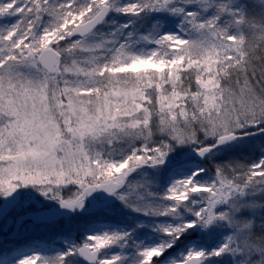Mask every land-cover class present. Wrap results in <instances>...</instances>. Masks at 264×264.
Masks as SVG:
<instances>
[{"label":"rangeland","instance_id":"obj_1","mask_svg":"<svg viewBox=\"0 0 264 264\" xmlns=\"http://www.w3.org/2000/svg\"><path fill=\"white\" fill-rule=\"evenodd\" d=\"M122 1L115 0L117 7L122 6L121 3L125 2ZM212 1L208 0L209 3H212ZM234 1L236 0H230L231 4ZM241 1L239 11L246 19L242 23H236V26L240 27L242 25V27H246L250 35L252 33L256 35L261 33L264 35V0ZM88 2L89 0H79L77 6L84 5ZM133 2H136V0L129 1V3ZM170 7H180L187 12L196 11L205 17L206 15H213L216 11L213 10L212 13L200 12V9H205V0H192L191 3L187 2V0H172ZM115 11H117L116 8H113L112 13ZM118 12L120 15L122 14V11H117L115 15L117 17ZM166 12L173 14L175 18L173 26L170 27L171 29L165 32L173 34L172 40L168 44L157 45L155 39L165 33L152 34L154 39L153 45L147 53L140 56L136 55V57H140L141 59H130L128 61L122 57L121 52H117L118 59H116L115 64L118 62V67L115 65L109 67L108 62H99L102 65L96 67L98 63L96 60L106 53V46L110 42L115 41V38L107 39L104 37L106 32L112 29L113 23L109 22H106L87 38L88 44L92 46L91 48L86 50L77 49L75 55L68 54L65 56V63L68 65H72L73 60H75L81 67L87 66L88 74L85 72L78 74L70 72L61 80V87L64 86V80L75 81V84H70L69 87H74L76 90L73 93L71 104H69L67 95L62 98L60 105L54 112L50 128L45 133L57 141L55 145L57 170L61 166H71L73 170H76L89 160L94 165L96 163L97 153H101L104 159H120L133 148H140L146 142V133L139 134L140 129H134L131 125L134 121L142 122L145 111L152 114V127L154 130L159 126V121L156 117H158L162 110L167 111L171 109L180 116L181 120H184L183 113L185 112H187L189 118H193V113H198L202 117H207L208 115L216 117L226 113L227 115H224L223 120L216 121L217 126L222 131L225 126H231L229 118L231 121L242 119L243 112L252 110L253 105L258 106L259 101L255 98L259 96L261 91V85L258 83L260 76L258 74L251 76L247 86L241 79L237 78L234 81H214L206 79L207 86L204 87L201 85L199 89L196 88L195 95L181 94L177 90L171 80L175 78V68L174 66H170V72L168 74L166 68L170 64L169 61L173 65L174 63H182L190 57L189 54L185 57V48L188 47L190 41L198 38L201 40L200 32L193 30L191 24L186 23L184 12H174L169 8L159 10L149 8L142 12L134 13L133 17L138 16L139 20L145 21L152 16L166 14ZM224 14H226L225 17L227 18L230 15L228 12ZM44 23L45 21L42 20L38 27L42 29L44 26H47ZM220 24L221 26L230 27V23L227 20L220 22ZM215 39V37H211L205 43H211ZM228 39L235 40L231 36ZM63 41L60 40L58 42L60 47L65 46L60 44ZM125 43L126 39L121 42L122 46ZM96 44H101L102 46L99 48L94 47ZM0 46L5 51L11 47L10 44L7 46V43L2 42H0ZM119 46L118 48H122V46ZM201 53H203L202 56H207V59H203V62L207 63L212 61L210 58L211 52L208 51L207 44H205V48ZM154 56L159 58H154ZM215 60L217 59L215 58ZM186 64H189L188 60ZM18 71L27 74L30 69L28 66L21 64ZM31 71L35 72V69ZM138 71L154 72L157 74L159 80L162 79L164 81L165 79V81H171L172 86L156 87L150 84L144 88L142 85L146 84V82L137 79L140 82L134 81L132 83V81H129L127 83L121 79L120 74L111 77L112 81L106 79V73L108 76L112 72L117 74V72L137 73ZM92 72L95 75H91ZM201 80L203 79L201 78ZM98 81L100 82L98 83ZM107 83H112L109 87L110 91L108 92V99L110 100L106 101V92H103V97H101L102 95H97L99 96V100L100 97L103 98L101 100L102 102L97 101V105L91 106L84 102L86 101L83 98L84 96L88 97L93 90L105 89ZM198 84L200 83H197L195 87ZM252 87L255 88V94L250 96L248 93ZM220 89H223V91ZM173 93H177V95H173ZM45 95L46 99L43 101L29 99L26 102L27 109L31 111L34 105H39L42 110L51 111L55 104L53 93L46 92ZM9 99H14V97H0V100H2V103H0V129L8 125L10 121L15 120V116L4 110L3 107L9 102ZM189 100H191L190 108L187 105ZM19 103L25 104V101L21 100ZM200 108H204L205 112L201 113ZM89 127H92L94 131H87ZM78 128L85 131L83 137L79 133L73 135V132ZM253 129L249 128L246 130L247 133H251L250 135H245L238 140L223 145L220 149L211 152L204 160L201 161L195 157H190L180 167L173 166L171 163L181 158L184 151L190 148H196L199 145L194 142L185 144L172 142L173 147L168 151L162 164L140 167L129 176V182L131 183L138 181L144 182L146 184V190H141L139 194L134 193L128 198V202L120 199L116 193L108 199H101L98 196L93 197L92 200H96L99 203L100 211L93 214V224L86 225L77 233L64 234L60 229L70 222L78 221V218L81 217L79 213L71 214L50 223L25 220L15 239L0 240V242L5 241L4 243H0V264H17V261L22 256L31 254L32 252H40L52 258L60 252L67 251L72 246L82 244L90 234L105 231L128 233L127 237L108 246L100 253L102 256L120 254V264H138L141 259L140 251L142 248L160 244H171V247H167L162 256L154 257L153 264H173V261L183 259L189 250L204 249L206 253L211 252L213 249L224 244L226 238L236 232V228L226 220H217L207 227L198 223L191 228H187L178 238L165 233L163 227L176 226L187 220L195 219L194 211H189V208H198L202 196L199 193H195L189 201L184 202L178 207L175 214L171 212L164 214L161 210L162 207L174 203L167 199L164 194L175 180L191 175L197 168L204 169L199 174V179L211 180L214 178L213 173H215L217 164L233 161L251 164L261 157H264V134H253ZM57 132H59V135ZM147 138L149 147L154 146V144L162 140L169 139L166 134L160 133L159 131H154L153 136ZM200 139L202 142L214 143L213 138H207L203 135H201ZM29 143H35V141H29ZM77 145H82L83 150L78 151ZM6 147L7 149H12V151L6 150L0 154V166L6 164L15 155L16 145L12 142L11 138ZM66 148L68 150L67 153L65 151ZM247 157L248 159L245 160ZM205 161H208L213 166L214 169H211L214 170L213 173L204 168L202 162ZM78 189L79 186L75 183L59 186V190L65 198L73 196ZM16 190L22 192V198L4 220L0 222V226H4V230L8 229L3 235L9 234L12 231H10V227L14 225L19 216L17 212L21 208L31 207V204L35 203L41 206H43L42 204H46V206L38 210L29 211L38 212L53 206H59L60 203V200L54 198L51 194L45 195L40 191L38 186L21 184ZM122 190H127V185ZM3 196L4 194L0 193V204ZM193 200L197 201V203L193 204ZM133 204H136V207H133ZM237 204L239 207L235 209L236 218L245 224L247 223L246 221H252L250 226L241 230L240 238L244 239L247 237L249 240H257L258 237L255 234L262 231L261 223L264 222V193L250 191L237 201ZM230 208L231 205L228 203L218 206V210H228ZM36 224H48L50 225L49 227L52 226L51 228L54 231L50 233L56 232L57 236L54 239H38L32 231ZM44 229H47V227L45 226ZM203 235H208L209 237L205 242L201 240ZM180 238H183L181 244H179ZM20 239H23L21 243L18 242ZM70 256L74 264L77 261L81 262L80 264H86L84 261L82 263L78 252L72 253L67 257ZM253 259H262L261 254L254 252ZM244 260L245 257L243 254H233L232 252L226 251L220 256L205 255L202 258V264H238V262Z\"/></svg>","mask_w":264,"mask_h":264},{"label":"snow or ice","instance_id":"obj_2","mask_svg":"<svg viewBox=\"0 0 264 264\" xmlns=\"http://www.w3.org/2000/svg\"><path fill=\"white\" fill-rule=\"evenodd\" d=\"M171 2L172 0H136V2L117 7L115 0H89L88 3L79 6L76 0H63L62 3H57L55 0H0V21H5L0 24V41H6L11 45L6 51L0 48V97H14L9 99L3 107L15 116V120L0 129V154L6 150L12 151L6 147L10 138L16 145L15 155L6 164L0 166V193L7 196L15 192L21 184L34 185L38 186L45 195L51 194L54 198H58L61 204L73 208L82 207L84 198L89 192L103 188L110 193H116L120 199L128 202L131 195L146 190L144 182H129V175L141 166L162 164L168 151L173 147L172 142L177 144L194 142L199 145L196 147L199 155L205 156L218 145L231 142L238 136L247 135L246 130L249 128H255L264 134V53H262L258 58L259 65L251 66L253 72L256 67H259L258 83L261 85V91L259 96L255 97L259 104L253 105L252 110L243 112L242 119L231 121L229 118L231 126H225L222 131L217 126L216 121L223 120L226 113L216 117L211 115L202 117L198 113H193V118H189L185 112L184 120H181L176 112L169 109L162 110L156 117L159 126L154 130L152 114L145 111L143 121H134L131 125L134 129H140L139 134L146 133V142L140 148H133L120 159H104L101 153H97L94 165L89 160L76 170H73L71 166H61L57 170L55 156L57 141L45 133L50 128L54 112L62 98L67 95L71 104L76 90L74 87H69L70 84L74 85L75 81L64 80V86L61 87V80L70 72L88 74L87 66L81 67L75 60L72 65H68L65 63V56L75 55L77 49L91 48L87 36L93 33L96 25L104 21L113 8L125 13H138L149 8L153 10L169 8L174 12H184L185 21L191 24L193 30L200 31L206 40L211 37L216 38L215 41L207 44L208 51L214 53V48L220 47L225 56L227 51L233 49V43L228 39L229 36L233 37L238 41L235 45L237 49L235 59L239 62V67L233 66L229 69L221 64L222 71L218 79L231 81L233 80L232 72L235 71L237 77L244 73L246 77L244 84L248 85V62L240 61L244 36L240 34L237 37L220 24V18L225 12L236 18L237 23L244 22L246 17L239 10L230 9L223 3L216 4L215 13L205 17L196 11L187 12L180 7H170ZM187 2L191 3L192 0ZM211 6L212 4L205 0V9ZM45 13L52 19L41 29L38 25L41 24ZM12 17L15 19H11ZM131 35L132 33H129V36ZM221 37L224 39L221 40ZM172 38L173 34L165 33L155 39V43L168 44ZM65 39L68 43L60 47L58 42ZM101 46L96 44L94 47ZM204 48L205 41L197 39L189 42L186 51L191 54L194 50L203 51ZM154 58L159 57L154 56ZM132 59L141 58L132 57ZM202 59H207V56H202ZM227 63L231 64V61ZM21 64L28 66L29 73L18 71ZM96 67H100L99 62ZM32 69H35V72H32ZM91 75L95 73L92 72ZM195 75L199 76L200 72H195ZM201 85L206 87L207 81L200 80L197 88L199 89ZM220 90L223 91V89ZM46 92L53 93L55 104L52 110H42L39 105H34L29 111L26 102L29 99L43 101L46 99ZM248 94L253 96L255 88H250ZM21 100L25 101V104H20ZM200 112H205V109L200 108ZM87 131L92 132L94 129L89 127ZM154 131L166 134L169 139L149 147L147 137H152ZM76 133H79L81 137L85 135V131L79 128L73 132V135ZM57 134L59 135V132ZM201 135L213 138L214 143L202 142ZM29 141H35V143L30 144ZM77 150L82 151L83 146L77 145ZM65 151L67 153V148ZM203 171V168H197L191 175L175 180L167 189L164 195L174 203L162 207L164 214L169 212L175 214L178 207L189 201L195 193H199L202 200L198 208H189V211H194L195 219L176 226L163 227V231L178 238L185 229L198 223L207 227L217 220H226L236 228V232L229 235L224 244L211 252L206 253L204 249L189 250L183 259L175 260L173 264H201L205 255L220 256L226 251L243 254L245 260L238 264H264V242L249 240L247 237L240 238L241 230L250 226L252 221H246L245 224L235 216V209L239 207L237 201L243 196L250 191L264 193V157L251 164L240 161L217 164L214 178L211 180L199 179V174ZM70 183H75L79 189L73 196L65 198L59 186ZM125 185L127 190H122ZM192 203L195 204L197 201L193 200ZM225 203L230 204L231 208L218 210V206ZM132 206L136 207V204ZM127 236L126 232L93 233L82 244L72 246L55 257L50 258L40 252H32L22 256L17 264H65V258L77 252L93 264H120V254L102 256L100 253ZM167 247H171V244L142 248L138 264H153V258L162 256ZM254 252H259L262 259H253Z\"/></svg>","mask_w":264,"mask_h":264},{"label":"trees","instance_id":"obj_3","mask_svg":"<svg viewBox=\"0 0 264 264\" xmlns=\"http://www.w3.org/2000/svg\"><path fill=\"white\" fill-rule=\"evenodd\" d=\"M61 1L63 0H55V2L57 3H61ZM125 1L124 3H121V5H125L127 3H129V1L132 0H123ZM122 1V2H123ZM79 3V0H76V4ZM223 3L224 5H226L228 8H232L233 10H239L240 5L242 3L241 0H236L234 1V3L231 4L230 0H213L212 1V6L210 7V9H200V12H205V13H212L213 10H216V4H220ZM119 13V12H118ZM125 13V12H124ZM117 14V11L113 12L111 17L109 18V20L107 22L109 23H113L112 29L109 30L108 32H106L105 34V38H115V41H112L109 43V45L106 46V53H104L101 58L97 59L96 62H108L109 67H113L115 66H119L118 62L115 64V61L117 58V52H121L122 53V57L125 58V60H130L132 59V57H136L140 56V55H145L147 53V51L149 50V48L153 45V37L152 34H163L165 32H167L168 30H170L175 22V18L173 16V14H169L168 12H166V14H160L158 16H152L150 18H148L147 20L143 21V20H139L138 16L133 17L134 13L132 12H128L125 13L123 15H120V13L118 14V17L115 16ZM44 15V25L48 24V22L52 19L51 16H49L48 14H43ZM226 14H222L221 18H220V22H223L225 20H227L230 23V27H227V30L229 33L232 34H236V36L238 37L240 34H243L244 36V41H243V47L240 50L241 51V56H240V61H247L248 62V74H247V80L249 81L251 76L253 74H258L259 73V67H256L255 72H253L252 69V65H259V56L264 53V35L263 34H258L256 35L255 33H252V35H250L247 30L246 27H242V25L236 26V18H234L231 14L229 15V17H225ZM207 16V15H206ZM209 16V15H208ZM115 17H117V19H115ZM11 19H15V17H12ZM5 23V21H0V24ZM133 35L131 37L128 36L129 33H132ZM200 32V31H198ZM197 36V35H196ZM195 36V37H196ZM200 36H201V40L202 41H207L205 40V36L200 32ZM148 37V38H146ZM126 39V43L124 44V46H122L121 42H123V40ZM199 39V38H198ZM224 38L221 37V40H223ZM197 40V39H195ZM200 40V39H199ZM232 41V40H230ZM2 43H7L5 41H0ZM238 41L237 40H233V49L231 51H227L226 56L223 54V50L220 47H215L214 49V53L211 52V59L212 61L209 62H203L202 59V55L203 53H201V51H196V52H192L191 54H189L186 49L188 47L185 48L184 54L185 57L186 55H190V57H188L187 59H185L181 64L180 63H174L172 65L171 61H169V66L166 68V72L167 74L170 72V66H174V73H175V78L171 79L173 82V85L177 88V90L183 94L186 93V95H195L196 91H197V87H195V85L197 83H200L201 78L203 80L206 79H210V80H214V81H222L223 79H218V75L219 73L222 71V69L220 68L221 64H224L226 67H228L229 69H231L233 66L239 67V62L235 59L236 53H237V49L235 47L236 43ZM68 43V40L65 39L63 42H60L61 45H65ZM219 43V42H217ZM119 44H121L120 46H122V48H118ZM205 44H209V43H205ZM8 46V43H7ZM119 46V47H120ZM108 47V48H107ZM1 48V46H0ZM215 58L217 60H215ZM187 60L189 61V64H186ZM215 60V61H214ZM231 61V64H228L227 62ZM99 63V64H100ZM205 63V64H204ZM102 65V64H101ZM100 65V66H101ZM202 70V71H201ZM195 72H200L199 76L195 75ZM120 74V77L123 81H126L127 83H129V81H132V83L134 81H139L137 79H140L143 82H146V84H143L142 86L145 88L147 86L151 85H155L156 87H161V86H172V82L168 81L164 79V81L161 79L159 80L158 76L156 73L154 72H150V71H138L137 73H133V72H117V74L115 73H111L110 75L107 76L106 73V79H110L111 77H114L116 75ZM258 76V75H257ZM232 77L233 80H237V79H241L243 82L245 81L246 77L244 75V73H241L239 75V77H237L236 72L233 71L232 72ZM235 77V78H234ZM166 78V76H165ZM168 78V76H167ZM237 78V79H236ZM112 81V80H111ZM140 82V81H139ZM113 83V82H112ZM112 83L110 84H106V88L105 89H98V90H93L91 92V94L87 97L84 96L83 98L86 100L84 101L86 104H90L91 106H95L97 105V101L99 100V96L97 95H102L101 97H103V92H106V101L110 100L108 99L109 97V91H110V86L112 85ZM170 88V87H169ZM100 97L101 101L103 98ZM102 102V101H101ZM188 107L190 108L191 106V100L188 101ZM129 153V152H128ZM127 153V154H128ZM257 155V153H256ZM248 157L245 159L247 160ZM202 165L204 166V168L209 171V172H214L213 166H211L209 164L208 161L202 162ZM214 174V173H213ZM38 205L37 203L35 204H31V207L28 208H21L19 212H17V215H22L25 214L29 211H35L38 210L41 207L46 206V204H42ZM16 215V216H17ZM81 217L78 218V221L76 222H70L69 224H67L66 226L64 225L60 230L64 233V234H72L73 232H79L80 230L83 229V227H85L88 224H93L94 222V215L93 214H87V215H80ZM98 216V215H97ZM47 227V229H44V227ZM50 225L48 224H36L34 225L33 228V234H35V236L38 239H54V237L57 236L56 232L55 233H50L52 231H54V229H52L51 227H49ZM13 225L10 227V231L12 230ZM54 228V227H53ZM4 226H0V235H3V233H5L7 230H4ZM48 230V231H47ZM47 231V232H44ZM264 235V229H262L261 232H257L255 234L256 237H260ZM208 235H203L201 240L202 241H207L208 240ZM20 239L18 242L21 243ZM183 241V238L179 239V244H181ZM0 242V243H4ZM25 245V244H24ZM1 251V250H0ZM81 262L77 261L76 264H80ZM83 263V260H82ZM65 264H74L73 260H71V256L70 257H66L65 258Z\"/></svg>","mask_w":264,"mask_h":264},{"label":"water","instance_id":"obj_4","mask_svg":"<svg viewBox=\"0 0 264 264\" xmlns=\"http://www.w3.org/2000/svg\"><path fill=\"white\" fill-rule=\"evenodd\" d=\"M110 14H111V10L107 14V16L105 17V20L100 22L98 25H96L95 29L93 30V33L96 29H98L99 27H101L105 23V21L108 19ZM90 35L91 34H89L88 36H90ZM73 38H78V37H73ZM254 134H261V133L256 130L254 132ZM247 135H250V134H247ZM241 137H243V136H238L235 140H238ZM235 140H233V141H235ZM233 141H231V142H233ZM228 143H230V142H228ZM228 143H226V144H228ZM223 145H225V144L218 145L216 148L212 149L209 153L205 154V156H200L199 153L196 151V148H190V149L184 151L181 155V158H179L175 162H172L171 165L179 166V165L183 164L186 161V159H188L190 157H196L199 160H204L205 158H207V156L211 152H213L217 149H220ZM144 166H147V165H144ZM141 167H143V166H141ZM136 170H134L133 173ZM114 194L115 193L108 192L106 189L97 188V189L92 190L91 192H89L85 196L84 203H83L82 207L76 206L73 208H69V207L61 204V202H60L59 206H53V207H50V208H47V209H44V210H41L38 212L25 213L23 215L18 216V218L16 219V222H15L13 231L8 236H0V239L16 238L18 235V232H19V230H20V228H21V226L25 220H33V221L40 222V223H50V222L56 221L62 217L69 216V215L76 213V212L87 213L89 211H94L96 209H99V203L96 200H92L93 197L98 196V197H101L102 199H108ZM21 198H22V192L20 190H15V192H13L7 196H5V195L3 196L1 204H0V222L2 220H4V218L10 213V211L14 208V206L19 203ZM86 200L90 201L89 207H85V201ZM81 257L85 261H87L88 263H93V262L89 261L86 257H83L82 255H81Z\"/></svg>","mask_w":264,"mask_h":264},{"label":"clouds","instance_id":"obj_5","mask_svg":"<svg viewBox=\"0 0 264 264\" xmlns=\"http://www.w3.org/2000/svg\"><path fill=\"white\" fill-rule=\"evenodd\" d=\"M249 223H251V222H249ZM261 227H264V222L261 223ZM257 240L260 242H264V235L258 237Z\"/></svg>","mask_w":264,"mask_h":264}]
</instances>
